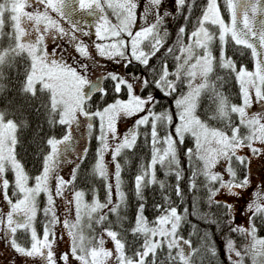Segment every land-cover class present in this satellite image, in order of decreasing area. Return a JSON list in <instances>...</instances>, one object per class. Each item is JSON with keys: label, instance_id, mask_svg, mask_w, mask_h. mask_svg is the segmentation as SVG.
Listing matches in <instances>:
<instances>
[{"label": "snow or ice", "instance_id": "1", "mask_svg": "<svg viewBox=\"0 0 264 264\" xmlns=\"http://www.w3.org/2000/svg\"><path fill=\"white\" fill-rule=\"evenodd\" d=\"M73 3L78 7H72ZM173 7L174 11L167 9L164 0H0V40L8 41L7 47L0 48V81L6 79L5 68L26 60L21 95H46L47 102H41L35 110H46L50 128H66L62 137L49 136L44 141L49 150L43 154L40 172L32 176L17 155L21 124L6 118V108L0 110V198L7 207H0V240H6L18 256L40 264H158V253L165 251L167 264H197V258L202 264L205 256L217 258L219 249L210 229L200 232L192 225L188 238L182 235L189 212L185 207L181 213L169 194L171 191L177 198L183 197L180 185L185 177L179 148L190 138L193 146L184 150L191 172L189 191L196 190L200 180L209 209H224L223 221L212 218L211 212L199 218L214 225L217 233L227 228L221 238L227 264H264V236L259 235L260 227H264V186L245 206L246 224L235 223L233 203L217 199L222 193L239 198L251 184V157H264V110L251 111L253 97L264 102V0H206L191 31L187 26L197 0H174ZM78 11L93 20L95 37L100 42H93L92 47L99 56L117 63L123 60L127 65L136 63L146 72L132 77L136 83L119 73L99 77L113 82L112 91L117 97L123 92L128 98H116L94 112L87 111L86 105L94 93L103 98L107 90L89 78L88 64L78 60V70L64 59L58 46L49 50L47 43L67 37L79 57L94 59L89 46L77 36L89 35L72 18ZM177 14L184 23L169 44L172 33L168 21ZM230 47L248 50L253 69L238 65L229 55ZM154 59L159 67L151 63ZM228 80L239 87V104L232 103L223 91ZM6 90L0 82V95ZM138 90L147 95L138 94ZM157 91L166 98L175 97L174 110L155 111L160 103ZM205 97L215 110L202 119L198 112ZM81 116L88 119L90 133L94 127L91 120H99V146L91 174L104 182L103 201L95 188L91 189L90 201L86 198L88 192L75 188L79 163L68 179L60 174L63 163H72L67 159L74 151L72 126L80 125ZM123 118L135 120L120 133L117 124ZM141 128L150 131L142 134ZM141 135L150 145L151 156L134 177L136 214L132 226L125 228L124 224L130 222L126 214L129 203L118 158L135 149ZM87 152L84 148L79 154L81 162ZM109 154L111 160L106 161ZM110 165L114 166L111 170ZM157 166L165 177L175 178V185L157 178ZM153 186L161 190L163 202L153 205L159 214L149 220L144 192ZM69 190L72 195L67 203L73 206L74 215L61 217L56 197H65ZM41 195L46 197L43 208L39 206ZM198 204L193 201L192 215H197ZM38 213L45 218L39 234L35 227ZM110 214L115 216L116 227L109 220ZM18 232L28 235L26 245L18 241ZM232 234L244 241L240 247ZM193 235L199 237L196 247ZM65 236L69 246L61 252L57 245Z\"/></svg>", "mask_w": 264, "mask_h": 264}, {"label": "trees", "instance_id": "2", "mask_svg": "<svg viewBox=\"0 0 264 264\" xmlns=\"http://www.w3.org/2000/svg\"><path fill=\"white\" fill-rule=\"evenodd\" d=\"M206 3V0H197V7L194 8L192 17L188 22V30L191 31L194 27V22L196 17L201 15V8ZM223 10V4L221 3V11ZM184 23L183 17L180 14L172 16L168 21L169 30L172 33L171 38L169 39V44L172 43V40L175 39V32L178 29V27ZM5 31H8V27L6 26ZM8 41L6 39L0 40V48L7 47ZM243 52L244 54L241 55L240 53ZM229 55H232L233 58L237 61L239 64H244L247 66L248 69H251L253 66V61L250 56V52L246 49H233L229 48ZM73 63V62H72ZM151 63L157 67L159 65L157 64V61L154 59L151 61ZM74 65V64H73ZM27 67V61H21L17 60L16 65L9 69L5 68L4 73L6 79L4 81H0L4 83L7 86V90L4 92L3 95H0V110L7 109L8 116L6 118H13L18 123L21 124L20 130L18 132V139L19 144L17 146V155L18 158L21 159L23 162L26 171L34 176L40 172L41 169V162L43 158V154L48 152V147L45 145L44 141L49 136H55L57 138L62 137L65 134L66 128L65 126L56 125L54 128H50L49 124L47 123V116H46V110L41 108L39 112H37L35 109L41 104V102L46 103L47 102V96L37 94L36 98H32L27 95H21L20 93V87L21 83L24 80V74H25V68ZM76 67L78 65L76 64ZM169 67L172 68V62L169 61ZM125 72L131 74L133 77L138 76L141 74H146L145 70L139 66L136 63H133L131 65H124ZM217 75H225L222 72H217ZM214 78V77H213ZM112 84L113 82L111 80H103L102 86L105 88L108 92L107 96L101 97L100 93H94L92 96V99L88 102L86 107L88 110L93 111L97 108H100L104 106L105 104L113 101L114 99L118 98L117 95L112 91ZM226 95L229 96V99L232 103L239 104L240 96H239V87L236 84L234 80H228L225 84V87L223 89ZM138 94L142 96H146L147 92H140L138 90ZM155 95L157 96L160 103L156 106L155 111L160 112L163 111L166 108H172L174 110V104L173 100L175 97L166 98L161 95L158 91L155 92ZM126 97V94L123 92L119 95V98ZM205 109H207V112H205ZM215 106L209 105V102L207 98L202 99L201 108L199 109L198 114L201 115L202 119H207L208 115H210L212 112H214ZM261 110H264V102H254L253 107L251 111L253 112H259ZM23 121L24 123H21ZM210 123L213 126H220L219 124H216V122L210 121ZM141 133L143 134L145 131H150L148 128H141ZM99 134L98 132V125L95 122L94 127L89 135V141L87 145V155L81 162L80 159L77 163H79L80 167L77 171V179L75 182V188L76 189H83L86 192L89 193V195L86 197L89 201L91 200V189L95 188L99 192V196L101 201L105 199V189H104V182L97 179L91 174V169L93 164L96 160V150L98 148V141L96 139V136ZM164 132L161 130V135H163ZM192 141L190 138L187 139L186 144L183 146H180L179 148V154L181 157V167L184 169L183 176L185 179L181 181V189L183 192V197L177 198L174 193L171 191L169 192L170 195H172V199L174 201L175 206L178 207V210L182 213L184 208L186 207L188 209L189 215L187 216V222L183 224L182 226V235L185 238H188L189 233L193 232L192 225H196L197 230L202 232L205 229H210L213 233L214 239L216 240L219 254L218 257L213 259L210 256H205L202 264H227V261L225 259L224 254V248L223 244L221 243V238L224 233H227V228H223L222 233H217L216 228L214 225H208L203 220H201L199 217L201 214L211 212L213 213L212 218L219 219L223 221L224 219V209L223 208H217L212 207L209 209L207 206V193L206 191L200 187L201 181H197L198 188L193 191H189V182L188 177L191 175V172L189 171L187 167V161L184 158V150L187 147H192ZM247 154L248 150H245ZM151 156V148L149 144L145 143V139L143 135H141V138L137 141V146L132 151L126 152L122 157L118 158L120 160V163L123 167L122 172V179L124 180V190L128 195V209H127V216L129 217V223H125V228H130L132 226V222H134L135 214H136V208H137V201L134 196L133 192V186H134V177L138 174L140 170V165L142 163L146 164ZM76 163V164H77ZM75 165H73L70 173L68 176H66L68 179L70 177V174L75 168ZM254 165V166H253ZM253 166V168H252ZM241 176L243 175V172L240 173ZM248 174L251 181L250 186L247 189L242 190V194L239 198L231 197L227 194H219L217 196V199L223 201L221 198H229L233 200V204L235 205V211L233 212V215L235 216V223L237 224H246L247 222V214L244 212L246 204L253 198V194L262 186H264V157L261 156H254L251 157V162L248 166ZM10 180L12 179L11 175L8 177ZM157 178L165 180L167 184L175 185V178L174 177H165L163 170L157 166ZM9 195H11V192H9ZM71 190H69L65 195V204H63V207L61 208L62 214L64 212V206H68L69 209V217L74 215V209L73 206L69 205L67 203V200L71 198ZM144 195L146 197L147 203H146V210L145 215L149 218V220L154 219L155 216H157L159 213H157L153 205L155 203H162L161 200V190L158 186H153L151 188L145 189ZM199 201V204L197 206V215H192L193 209V201ZM46 201V197L43 198L41 196L39 198V206L43 208ZM230 203V202H229ZM67 204V205H66ZM71 209V210H70ZM62 214L58 213L59 216H62ZM122 215L125 213L122 211ZM109 220L113 222V227H116L115 225V216L109 215ZM45 222V218L42 213H38L37 219L35 222V227L37 229L38 234L42 232V226ZM108 225L106 224L105 227ZM259 227V224H258ZM58 230L63 233V229L57 225ZM97 231L99 232L100 229L97 227ZM259 235L264 236V227H260ZM66 238V236L64 237ZM129 240L132 239L130 235L127 237ZM232 238L236 240L237 247H240L244 241L239 236L232 234ZM17 239L21 244H27L28 242V235L23 232L17 233ZM193 242V247H196L199 245V237L197 235H193L191 237ZM62 245H65L66 249L64 251H67L69 242L68 240H60L57 247H61ZM59 249V248H58ZM63 252V250L61 251ZM166 255V251L164 253H158V264L162 261L163 264H167V261L164 260V257ZM197 264H201L199 258H197Z\"/></svg>", "mask_w": 264, "mask_h": 264}, {"label": "rangeland", "instance_id": "3", "mask_svg": "<svg viewBox=\"0 0 264 264\" xmlns=\"http://www.w3.org/2000/svg\"><path fill=\"white\" fill-rule=\"evenodd\" d=\"M174 0H164V6L171 10L174 11ZM78 7V5H77ZM222 13H224L225 15V19L227 20V13L224 12V7L222 10ZM73 20L79 22L80 27L89 33V35L84 36L82 33H77V36L84 41L85 44H87L94 56V59H89L86 60L83 57H79V54L75 52L72 43L68 40L67 37L65 38H61V39H53L51 41H47L48 43V47L49 50H52L54 47L58 46L57 50L61 52V54L63 55L64 59L67 60V62L69 64H74L73 66H76V64L78 65V70H79V64L77 63V61H82L83 63H86L89 65V71L87 73V75L89 76L90 79H92L94 82L99 83L102 86V82L103 80H98L99 77H103L106 76L107 73H119L123 76H125L126 78L130 79V82H134L136 83V81L132 80V75L125 72L124 70V65L126 64V61L121 60L119 63H117L115 60H110L107 57H101L96 53V50L94 47H92L93 42L99 43L100 41H98L95 37V28L93 26V20L92 18L86 16L84 13L81 12H75L73 13ZM62 24L66 27L69 28L70 25H68L67 21H62ZM73 62V63H72ZM253 66L251 69L252 70ZM119 98V97H118ZM127 95L124 98H120V99H127ZM114 101V100H113ZM113 101L107 103L110 104ZM254 102H261L257 99H255V97H253V103ZM107 104H105L104 106H106ZM104 106L100 107L103 108ZM86 110L89 112H94L97 109L90 111L88 110V108L86 107ZM135 118H123L121 120L118 121L117 127H118V131L120 133H124L128 128H130L132 126V124L134 123ZM80 125H73L72 126V136L74 139V151H72L67 159L69 161H72V163H63L61 165V169H60V174L62 176L65 177V179L67 178L66 176H68V174L70 173L73 165H75L78 160H79V154L83 152L84 148H87L88 145V141H89V135H90V131L87 128V123L89 122L87 118L81 116L80 117ZM95 122L97 123L98 127H99V120L98 118L91 120V123H93V125L95 124ZM92 131V130H91ZM106 161H110L111 160V156L106 155L105 156ZM254 166V165H253ZM252 166V168H253ZM114 168V166L110 165V170ZM263 179H264V175H263ZM43 196V195H41ZM43 198H45V196H43ZM114 200H115V195H114ZM223 201H228L230 203H233V200L229 199V198H221ZM65 197H56V203L58 205L57 207V214L60 213L62 214L61 208L63 207V204H65ZM67 205V204H66ZM0 207H4L5 210H7L6 205H4L2 198H0ZM74 209V208H73ZM64 212L62 216L65 215H69V209L68 206H64ZM67 238H63L62 240H66ZM65 245H62L61 247H58L60 251H64L66 248L63 247ZM108 247H111L112 245L109 243L107 245ZM13 262H15V264H40V262L38 260L33 261L31 258H24V257H20L18 256V254H16L14 252V250H12L11 248L8 247V243L6 240H0V264H13Z\"/></svg>", "mask_w": 264, "mask_h": 264}, {"label": "flooded vegetation", "instance_id": "4", "mask_svg": "<svg viewBox=\"0 0 264 264\" xmlns=\"http://www.w3.org/2000/svg\"><path fill=\"white\" fill-rule=\"evenodd\" d=\"M72 7H77V5L75 3L72 4Z\"/></svg>", "mask_w": 264, "mask_h": 264}]
</instances>
